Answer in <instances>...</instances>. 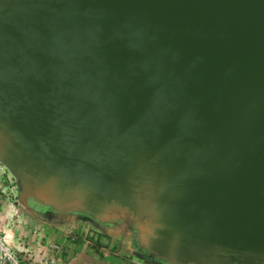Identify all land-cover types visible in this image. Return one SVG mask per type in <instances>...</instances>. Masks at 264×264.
Instances as JSON below:
<instances>
[{
    "label": "water",
    "instance_id": "1",
    "mask_svg": "<svg viewBox=\"0 0 264 264\" xmlns=\"http://www.w3.org/2000/svg\"><path fill=\"white\" fill-rule=\"evenodd\" d=\"M0 165L14 223L32 200L126 217L163 264H264V0H0Z\"/></svg>",
    "mask_w": 264,
    "mask_h": 264
},
{
    "label": "crops",
    "instance_id": "2",
    "mask_svg": "<svg viewBox=\"0 0 264 264\" xmlns=\"http://www.w3.org/2000/svg\"><path fill=\"white\" fill-rule=\"evenodd\" d=\"M5 206L0 207V230L8 222ZM45 222L34 219L28 212L19 215L11 222L10 231L14 236V245L20 250L18 256L25 264H34L28 258L35 252L45 250L47 244L58 243L64 248L55 254L56 264H141L142 261L127 251L117 239L111 243H95L87 234L66 228H43ZM27 258V260H26Z\"/></svg>",
    "mask_w": 264,
    "mask_h": 264
},
{
    "label": "flooded vegetation",
    "instance_id": "3",
    "mask_svg": "<svg viewBox=\"0 0 264 264\" xmlns=\"http://www.w3.org/2000/svg\"><path fill=\"white\" fill-rule=\"evenodd\" d=\"M28 206L37 211L36 214L29 212V215L36 220L46 223L43 228H66L72 231L87 234L95 243H111L117 239L133 256L142 261L141 264H163V260L152 253L145 251L137 232L136 225L124 219L109 218L100 219L90 212L84 211H53L49 205L41 202L28 200ZM27 212L20 211L19 214ZM38 214V215H37Z\"/></svg>",
    "mask_w": 264,
    "mask_h": 264
},
{
    "label": "built area",
    "instance_id": "4",
    "mask_svg": "<svg viewBox=\"0 0 264 264\" xmlns=\"http://www.w3.org/2000/svg\"><path fill=\"white\" fill-rule=\"evenodd\" d=\"M16 197V185L7 171L0 165V207L5 206L8 212V222L5 228L0 230V264H25L22 257L18 256L20 250L14 245V236L10 231L11 225V205ZM63 246L58 243L47 244L45 250L35 252L28 259L34 264H56L55 254L63 250ZM27 252V251H26ZM27 260V258H26Z\"/></svg>",
    "mask_w": 264,
    "mask_h": 264
}]
</instances>
